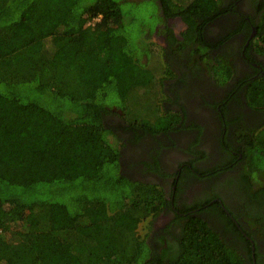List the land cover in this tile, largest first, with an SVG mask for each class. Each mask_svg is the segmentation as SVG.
<instances>
[{
	"label": "trees",
	"instance_id": "16d2710c",
	"mask_svg": "<svg viewBox=\"0 0 264 264\" xmlns=\"http://www.w3.org/2000/svg\"><path fill=\"white\" fill-rule=\"evenodd\" d=\"M146 1L188 24L183 39H170V55L183 58L189 79L203 71L213 76L214 82L207 79L213 85L231 80L236 85L230 97L241 100L237 95L244 89L247 105L262 113L258 129L241 124L243 156L232 155L235 161L225 165L243 160V191L249 192L252 176L264 185V76L236 81L234 64L217 51L225 40L205 34L238 0H0V264H246L226 235L222 239L190 214L200 207L228 218L219 203L207 204L210 199L183 209L180 234L155 249L147 225L170 201L158 183L122 171L125 144L114 126L117 118H130L125 129L150 134L168 133L181 121L170 108L160 114V101L153 99L165 95L166 77L160 75L174 71L167 60L160 75L148 68L156 44L148 36L153 25L128 8ZM244 4L250 12L238 18L250 34L245 18L252 16L251 44L264 57V0ZM158 10L153 16L160 21ZM144 33L149 43L143 37L138 46L137 36ZM153 104L155 118L132 112ZM198 141L188 148L193 158L181 167L186 175L202 177L198 162L205 155L194 149ZM216 173L201 179L211 182ZM259 199L264 204L263 190L244 204ZM236 227L230 221L227 228Z\"/></svg>",
	"mask_w": 264,
	"mask_h": 264
},
{
	"label": "flooded vegetation",
	"instance_id": "af4514ba",
	"mask_svg": "<svg viewBox=\"0 0 264 264\" xmlns=\"http://www.w3.org/2000/svg\"><path fill=\"white\" fill-rule=\"evenodd\" d=\"M244 1L238 0L237 7L231 8L229 15L212 22L211 31L205 32L209 40H225L217 51L228 56V60L234 64L232 74L235 75L236 81L239 78L254 80L264 76V57L251 44L256 32L253 28V18L252 16L245 18L252 27L250 34L246 24L238 18L239 15L245 17L249 14L246 12H250L245 8ZM159 14L162 18L156 29L151 30L150 33L160 43L166 60L174 71L173 75H164L165 95L161 103L165 111L169 108L171 112L177 111L181 115V121L168 133L161 131L150 134L140 129L143 135L134 128H128L129 126L125 129L123 122L114 124L116 128H120L118 135L123 138L122 145L125 144L122 147L124 155L121 159L122 171L133 178L148 183H158L170 201L164 206L163 215L151 217L147 225L152 228L149 230V242L155 249L158 248L157 250L171 244L173 236L180 234L186 221L183 219V222H178L179 216L187 215L181 209L193 206L200 200L210 199L207 204L219 203L218 209L221 208L222 212L228 214L226 216L229 219L211 210L201 211L200 207L192 208L190 214L202 218L220 233L222 239L226 235V240L241 252L246 264H264V222L260 219L261 215L264 216V204L260 202L259 205L261 199L252 200L253 205L248 204L247 207V204H244L246 199L250 200L251 194L259 190L264 191V185L258 183L252 176L250 193L243 191L241 186L243 180L240 179L244 175L241 166L243 160L238 161L233 167L229 164L225 165V162L233 163L232 155H237L239 158L243 156L241 150L245 143L241 134H238L241 124L251 129H258L262 113L247 105L244 89L237 95L241 100L235 99V96L230 97L229 92L236 85L231 80L224 84L213 85L215 83L211 84L203 71L199 76L192 75L190 77L193 78L189 79V74L185 72L186 68L181 66L184 64L183 58L177 57L179 56L177 53L171 57L175 53V47L171 46L170 41L172 37L183 39L182 33L187 31L189 26L181 16H165L162 10ZM232 32L234 34H231ZM226 36L229 38L227 39ZM192 47L189 46L185 51L190 52ZM179 63L180 67L177 68ZM136 133L140 135L139 140L134 139ZM196 138L199 141L194 149L204 152L205 155L198 165L201 167L209 165L219 169L211 182L201 179L204 177L184 174L181 167V163L184 162L181 159V152L171 150L169 147V142H172L179 149L181 145L193 144ZM223 144H227L228 147ZM189 154L192 156L189 159L193 158L194 155L190 152ZM145 162L153 163L154 168L146 165ZM235 181L236 183L239 181L238 184L235 185ZM235 187L240 191H238L239 195L236 194ZM230 221L237 226V230L227 228ZM235 231L246 237L249 243L240 240L233 234Z\"/></svg>",
	"mask_w": 264,
	"mask_h": 264
},
{
	"label": "rangeland",
	"instance_id": "374dc122",
	"mask_svg": "<svg viewBox=\"0 0 264 264\" xmlns=\"http://www.w3.org/2000/svg\"><path fill=\"white\" fill-rule=\"evenodd\" d=\"M139 6L140 7H138L136 5H134V6L133 5H130L128 8H131V11H133V12L134 11L137 12L138 17L139 18H142L143 21L148 26H152L153 25L152 28L153 29H156L157 24L159 23V20L156 19V17L153 16V15H154L155 11L158 10L159 7H156L155 4H153V3L149 2V1L142 2ZM157 13L159 14V10L157 11ZM143 35L144 36H140V38H139V35L137 36V41L136 42H137V45L138 46H139L140 41H144L143 37H145V40H146L144 42L149 43V41H148L149 38L146 37V34L145 33ZM148 36H150V38L152 39V41L156 43L155 46H154V49L155 50H153V52H151L150 55H149V60H148L149 65H148V68H150L155 75H160V74H162V70L166 66V57H165L164 51L162 50V47H161L160 43L156 39V37L152 36L151 33H149ZM164 75L165 74L160 75V76H164ZM164 88H165V85L163 84L161 86V92L164 91ZM153 99H155L157 103L160 101V104H161L160 105L161 106L160 109H162L161 112H160V114L165 115L166 112L164 111V108H163L162 103H161L164 100L163 93H161L160 97L154 96ZM147 104H149L150 106L152 105L151 102H149V103L147 102ZM154 107H155L154 104H153V107L152 108H149V109L146 106H144V108H141L140 107V110L137 109V108H135V107H133L132 109L134 111H132V112H138L140 115H142L144 117V119H151V118H155V116H156V113H154V111L152 110ZM119 112H121L120 109H119ZM121 114H122V112H121ZM150 116H153V117H150ZM129 119L130 118L125 119L123 117L121 119L120 118H117V121H119V122L121 121L123 123H126L129 126V124L131 123L129 121ZM134 122L135 121H133V123ZM187 145H188V143L185 144V145H181L180 148L178 149V146H174L172 142H169V147H171L170 148L171 150H175V151L179 150L181 152V155H182L181 159L184 162L186 160H188V158L190 157V154L188 152V147H190V144L188 146ZM175 151H173V152H175ZM243 170H244V167H243ZM218 171H219V169H217L216 167L211 170V172H218ZM201 172H203V171H201ZM205 173H207V172L206 171L203 172V175L204 176L206 175ZM200 174L201 173L199 172L198 173V177H201ZM204 176H202V177H204ZM194 181H196V179H194ZM238 182L236 183V181H235L234 184L236 185V184H238ZM194 185H193V187H194ZM190 188L192 189V186ZM145 226H146V223H142V227L143 228H141V229L144 230L145 229Z\"/></svg>",
	"mask_w": 264,
	"mask_h": 264
},
{
	"label": "crops",
	"instance_id": "0c3cea01",
	"mask_svg": "<svg viewBox=\"0 0 264 264\" xmlns=\"http://www.w3.org/2000/svg\"><path fill=\"white\" fill-rule=\"evenodd\" d=\"M207 76H208V78H210L211 80H213L214 81V78H213V76H211L210 74H207ZM238 134H241L240 132H238ZM241 137L242 138H244L243 136H242V134H241ZM190 157H192V156H190ZM189 159V158H188ZM207 166V167H206ZM205 167H203V165H202V170H204V171H206V172H211V170L213 169V168H215V167H211V166H209V165H206ZM214 173V172H213ZM197 174L195 173V174H193V176H196ZM205 177V176H204ZM194 178V177H193ZM199 178V177H198ZM191 187V186H190ZM193 189V188H192ZM163 208L164 207H162L161 208V210H159V212L157 213V216H158V214L159 215H163L164 214V212H162L163 211ZM187 207H183V209H186ZM183 209H181L182 211H183ZM165 214H167V213H165ZM156 216V217H157ZM141 228H143L142 226H141Z\"/></svg>",
	"mask_w": 264,
	"mask_h": 264
}]
</instances>
